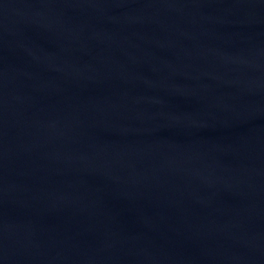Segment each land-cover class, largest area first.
Returning <instances> with one entry per match:
<instances>
[{
    "label": "water",
    "instance_id": "95a60500",
    "mask_svg": "<svg viewBox=\"0 0 264 264\" xmlns=\"http://www.w3.org/2000/svg\"><path fill=\"white\" fill-rule=\"evenodd\" d=\"M0 264H264V0H0Z\"/></svg>",
    "mask_w": 264,
    "mask_h": 264
}]
</instances>
